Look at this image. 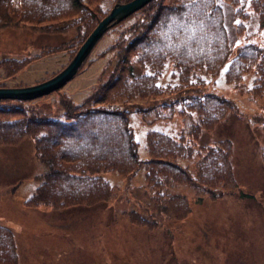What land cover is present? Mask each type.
I'll use <instances>...</instances> for the list:
<instances>
[{"label": "trees", "instance_id": "1", "mask_svg": "<svg viewBox=\"0 0 264 264\" xmlns=\"http://www.w3.org/2000/svg\"><path fill=\"white\" fill-rule=\"evenodd\" d=\"M126 1H109V7L104 0H0L3 30L65 36L60 44L39 47L34 54L0 57L1 80L14 79L31 60L48 55L60 54L67 64L112 5ZM247 1L150 0L112 23L102 36L114 31L115 43L99 53L110 55L107 77L79 104L63 96L60 120L36 110L31 105L33 99H1L0 145L32 136L33 152L43 165L37 176L39 184L25 204L62 209L109 202L113 185L99 173L113 170L128 176L143 165L145 184L155 187L157 195L164 194L158 199L157 215L148 214L144 222L148 225L163 212L174 217V206L184 198L171 195L169 187L177 179L189 181L191 167L198 178L213 180L214 186L215 181L227 184L229 173L223 172L229 167L227 140L205 146L197 140L201 128L213 127L233 108L231 99L209 90V83L224 65L227 70L222 76L231 86L243 88L245 73L252 71L257 82L244 90L255 92L256 97L264 95V45L244 42L233 51L222 19L221 3H226L234 12L236 35L245 32L249 15L255 16L262 28L264 0ZM167 63L173 81L160 83ZM132 109L147 126L157 119L179 116L182 130L172 136L147 129L144 145L148 158L142 160L129 120ZM16 259L12 232L0 225V264H17Z\"/></svg>", "mask_w": 264, "mask_h": 264}, {"label": "rangeland", "instance_id": "2", "mask_svg": "<svg viewBox=\"0 0 264 264\" xmlns=\"http://www.w3.org/2000/svg\"><path fill=\"white\" fill-rule=\"evenodd\" d=\"M109 1L104 0L106 6ZM221 7L233 51L244 42L264 45V26L259 27L255 16L249 15L245 32L236 35L233 9L226 3ZM245 12H249L248 6ZM64 39L63 34L5 28L0 30V57L21 58ZM115 40V32L107 31L69 81L33 99L31 105L50 113L53 119H62L63 96L79 104L107 77L110 55L99 53ZM48 56L31 60L14 79L0 78V83L33 85L66 65L67 59L60 54ZM226 70L227 64L209 83V90L231 99L233 108L213 127L201 128L197 141L205 146L227 140L229 167L223 172L229 173L228 183L215 181L214 186L213 180L198 178L191 167L189 181L177 179L169 187L171 195L184 198L174 206L173 218L163 212L144 224L148 214L160 211L157 202L164 194L157 195L155 187L145 184L143 165L128 176L113 170L99 173L113 185L109 202L62 209L28 206L25 200L34 193L39 184L37 176L43 171L41 160L33 152L32 136L16 144L0 145V225L12 232L17 264H264V119L260 117L264 116V95L256 97L255 92L234 88L222 76ZM244 77L245 82L249 77V81L257 82L252 71ZM172 81V68L167 63L160 83ZM129 120L142 160L148 158L144 145L147 129L176 136L183 126L179 116L157 119L147 126L133 109Z\"/></svg>", "mask_w": 264, "mask_h": 264}, {"label": "water", "instance_id": "3", "mask_svg": "<svg viewBox=\"0 0 264 264\" xmlns=\"http://www.w3.org/2000/svg\"><path fill=\"white\" fill-rule=\"evenodd\" d=\"M149 1L150 0H129L126 2L115 3L107 15L104 16L89 33L76 51L75 55L63 69L52 77L33 85L0 87V99L29 100L59 89L75 75L95 43L112 23L121 21Z\"/></svg>", "mask_w": 264, "mask_h": 264}]
</instances>
